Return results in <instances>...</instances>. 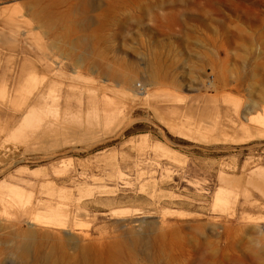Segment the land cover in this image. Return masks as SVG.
I'll list each match as a JSON object with an SVG mask.
<instances>
[{
  "label": "rangeland",
  "instance_id": "1",
  "mask_svg": "<svg viewBox=\"0 0 264 264\" xmlns=\"http://www.w3.org/2000/svg\"><path fill=\"white\" fill-rule=\"evenodd\" d=\"M0 264H264V0H0Z\"/></svg>",
  "mask_w": 264,
  "mask_h": 264
},
{
  "label": "crops",
  "instance_id": "2",
  "mask_svg": "<svg viewBox=\"0 0 264 264\" xmlns=\"http://www.w3.org/2000/svg\"><path fill=\"white\" fill-rule=\"evenodd\" d=\"M21 73H22V71H21ZM23 73H24V68H23ZM19 86H20V85H17V86H16L15 94H16V92L19 91V89H18Z\"/></svg>",
  "mask_w": 264,
  "mask_h": 264
}]
</instances>
